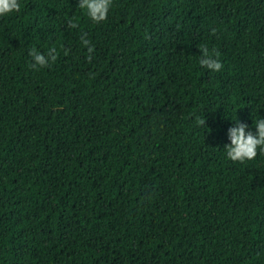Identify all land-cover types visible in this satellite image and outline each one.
I'll return each mask as SVG.
<instances>
[{"label": "trees", "instance_id": "1", "mask_svg": "<svg viewBox=\"0 0 264 264\" xmlns=\"http://www.w3.org/2000/svg\"><path fill=\"white\" fill-rule=\"evenodd\" d=\"M20 2L0 15V264H264V151L223 148L264 117V0H112L99 23Z\"/></svg>", "mask_w": 264, "mask_h": 264}, {"label": "clouds", "instance_id": "2", "mask_svg": "<svg viewBox=\"0 0 264 264\" xmlns=\"http://www.w3.org/2000/svg\"><path fill=\"white\" fill-rule=\"evenodd\" d=\"M80 9L84 10L87 17L95 23L105 20L112 4V0H78ZM21 7L20 0H0V15L18 11ZM78 18L69 21L72 27H76ZM83 45H89L88 39L81 36ZM54 49H49L47 55L37 51L35 48L29 51L32 57V66H43L55 60ZM88 51L92 48L89 46ZM201 55L199 64L212 71L221 69L222 64L215 54L210 52L206 46L200 48ZM254 129L239 120H235L234 126L228 128V140L223 148L227 158L233 161L250 160L257 155V151H264V117L253 122Z\"/></svg>", "mask_w": 264, "mask_h": 264}]
</instances>
